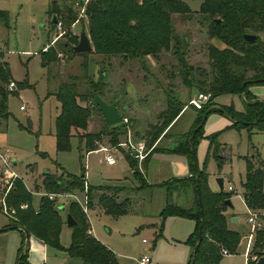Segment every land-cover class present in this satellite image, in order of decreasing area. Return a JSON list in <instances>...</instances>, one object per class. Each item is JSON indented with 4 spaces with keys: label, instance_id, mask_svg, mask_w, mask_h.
Returning a JSON list of instances; mask_svg holds the SVG:
<instances>
[{
    "label": "rangeland",
    "instance_id": "374dc122",
    "mask_svg": "<svg viewBox=\"0 0 264 264\" xmlns=\"http://www.w3.org/2000/svg\"><path fill=\"white\" fill-rule=\"evenodd\" d=\"M51 1L59 2L57 4L59 11L64 12V7L76 10L77 20L68 29L63 30L61 25L58 29L50 22L47 8ZM183 1L186 2L191 13L187 15L171 13L170 25L178 40L177 49L182 52L186 66L196 70L193 74L197 77L198 69L208 70L206 45L211 44L217 48L223 45L219 40L209 38L207 35V21L197 13L201 0ZM84 3L85 0H0V10L6 12L5 24L0 21V62L6 64L9 79L17 90L16 94H10L6 87L8 81H0V104L5 106L8 113L6 118H0V148L10 147L15 151L16 165L13 168L25 189L31 194V205L34 209L37 208L40 197H46L39 194L44 192L41 184L44 172L54 173L56 176H62L65 171L78 175L82 166L86 182L101 188L105 194L125 193L113 192L105 189L104 186L130 188L135 184L127 162L115 145L107 142V136L102 135L98 143L95 142L93 146L110 148L114 162L109 165L103 162L105 153L102 151H91L86 154L82 149L79 151L74 136L69 139L67 151L55 150L53 132L58 102L53 92L59 80L76 76L75 82L79 92H83L86 86L84 73L89 78L92 77L93 81H102L101 99L115 104L122 116L125 130H129L131 142H140L144 145V157L149 153L148 161L154 154L167 153L165 149L171 144L172 138L189 130V120L195 116L198 109L189 102L190 99L202 95L200 106L209 103L208 94H200L195 86L189 87L182 83L181 66L172 53L173 48L160 50L155 55L146 54L125 59L118 55H101L88 53L89 51L70 53L63 47L68 37L77 43L81 31L87 36L86 16L79 15ZM41 51L46 58L53 57L52 61L44 64ZM21 82L24 84L19 87L18 83ZM251 87L255 94L251 91ZM248 90L254 97L264 99V85H251ZM168 91H171V94L183 104L179 112L182 114L165 135L160 133L147 146L146 131L158 121V113L165 107ZM20 105L25 109L20 110ZM211 106L221 108L231 106L233 110L239 112L243 110L244 101L240 94H223L215 97ZM89 107L87 131L103 132L102 115L94 103H89ZM226 113V110L224 113L212 110L206 114L200 129L201 134L195 143V160L198 167L205 163L211 186H215L216 178L222 179L223 190L229 194L233 211L240 212L242 211L240 183L245 171L243 157L253 156L256 151L264 163V132L256 130L247 132L244 127H229L230 120ZM126 136L127 131L124 136H120V142L125 140ZM209 136H212L213 144L222 148L220 167L211 152L206 155ZM169 156L171 157L167 155L159 157L161 160L172 161L169 165L175 173L185 171L183 155ZM143 158L138 160L132 157L136 160V168L141 172H143ZM84 185L85 188L87 184ZM228 185L232 187L231 191L226 190ZM96 190H92L89 195L86 194L87 201L89 199L91 203L94 202L98 194ZM72 191L78 197H83L82 191ZM50 201L56 208L60 205L64 206L63 209H59L63 223L57 236L58 246L46 245L30 234L25 236L16 228L0 231V264H15L17 254L24 250L26 253L19 264H76L75 260L67 256L64 251L70 242L72 232V227L64 223L66 210L70 204L83 215L87 227L93 231L92 236L113 253L114 250L117 251L119 255L117 259L119 258L121 264H135L131 256L151 253V249L146 247L152 243L151 233L145 227L136 232L140 223L146 221V217L127 215L116 218L104 212L99 214L90 212L88 202L86 212H83L78 203L62 199ZM155 201L156 198L153 202ZM8 218L9 214L5 213L0 201V228L7 225ZM240 223L242 224V220ZM158 224L157 222V227ZM241 224L238 226L239 232L242 229ZM245 224L241 244L233 254L223 256L217 264H245L242 251L244 252L247 244L246 235L250 233L249 225ZM192 225L189 219L179 220L174 216H167L161 226L162 235L166 236L165 241L159 246L155 244L157 255L159 253L163 260H171V258L174 261H183L184 258L187 260L190 249L188 244L180 242L171 247L167 242H174L175 237L181 233L185 236L193 230ZM262 227L264 223L261 222L259 229ZM141 239H145L146 243H141ZM262 249L264 251V242Z\"/></svg>",
    "mask_w": 264,
    "mask_h": 264
},
{
    "label": "trees",
    "instance_id": "16d2710c",
    "mask_svg": "<svg viewBox=\"0 0 264 264\" xmlns=\"http://www.w3.org/2000/svg\"><path fill=\"white\" fill-rule=\"evenodd\" d=\"M58 3L49 2L47 15L50 18L54 16L56 21L60 22L61 28L66 30L77 20L76 10L64 7V12L59 11ZM83 13L86 16L87 38L91 45L88 53L118 55L125 59L146 54L155 55L160 50L173 48L172 53L181 66L182 83L189 87L195 86L200 94L209 95V103L201 105L196 110L189 130L175 135L172 138L173 142L165 149L167 153L183 155L190 174L180 178H169L157 184L165 193L164 204L157 214L159 223L157 235H160L163 220L167 216L192 219L194 228L185 239V243L191 247L186 264H217L224 256L222 250H225L226 255L233 254L242 236L237 231L227 228L224 210L225 200L229 199V194L223 189L212 191L209 188L205 163L200 167L196 165L195 143L201 134L200 129L206 114L212 110L223 113L226 110L230 120L229 127H244L247 132L251 130L264 132V99L254 97L248 90L251 85H264V0H201L197 13L207 21V35L209 38L219 40L223 47L206 45L208 70L198 69L197 77L194 76L196 70L186 66L182 52L177 49L178 40L170 25L171 13L179 15L191 13L183 0H85ZM5 18L6 12L0 10V21L3 24ZM244 33L254 35L253 41L244 40L242 37ZM75 44L76 42L68 37L63 47L70 53L76 54L72 50ZM40 55L44 64L52 61L53 57L46 58L43 51ZM100 76L102 79V72ZM83 78L86 82L83 92L77 89L76 76L59 80L53 92L58 102L53 132L55 150L67 151L69 139L74 136L77 139V149L87 153L97 148L93 144L98 143L102 135L107 136V142L115 145L127 162L135 184L130 188L119 186H104V188L113 192L125 191L126 194H134L142 188L152 187L143 176L149 153L143 158V172H141L136 168V160L118 146L120 136H124L127 131L122 124L121 115L119 123L108 126L104 122L103 132L87 131L89 103H94V95L101 98L100 90L103 82L93 81L86 73ZM10 80L6 64L0 62V81ZM23 84L24 82L18 83V86ZM9 93L16 94V90ZM235 93L243 98L242 111L237 112L231 106L223 108L211 106L215 97ZM5 94L7 95L6 92ZM182 106L183 104L171 94V91H168L165 107L158 113V121L146 131L147 146L160 133L165 135L168 132L169 125ZM7 115L5 106L0 104V118H6ZM208 140L206 155L211 152L219 165L222 161L220 147L213 144L212 136H209ZM243 159L245 171L240 183L241 198L245 207L258 213L264 223V163L256 151L253 156H244ZM62 176L43 173L41 184L44 192L83 190L82 166L78 175L63 172ZM94 189L101 188L87 185L85 193L89 195ZM3 191L4 189L1 193ZM115 195L102 192L97 197L103 212L112 217L127 213L130 207L128 196L117 199ZM179 197L182 198L181 202L176 201ZM4 202L7 209H13V213L9 216L7 225L0 228V231L16 228L46 245L58 246L57 236L63 220L59 208H56L50 200L40 197L38 206L34 209L31 205V194L20 179H14L4 195ZM87 202L89 204L90 200L88 199ZM21 204H25V207L20 208ZM66 213L74 221L71 226L70 242L64 248L67 256L79 259L80 264H117L113 253L87 233L85 218L77 208L70 204ZM263 241L264 227L254 231L249 249L250 255H255L257 258L264 255L261 251ZM25 253L26 250L17 254L15 264H19ZM246 264H255V261H248Z\"/></svg>",
    "mask_w": 264,
    "mask_h": 264
},
{
    "label": "crops",
    "instance_id": "0c3cea01",
    "mask_svg": "<svg viewBox=\"0 0 264 264\" xmlns=\"http://www.w3.org/2000/svg\"><path fill=\"white\" fill-rule=\"evenodd\" d=\"M42 48H44V45L42 46ZM250 89L253 92V90H252L253 88L251 87ZM181 114H182V112L179 113L174 118V120L169 125V129H171L173 127V125L177 122V120H178V118L180 117ZM193 118H194V116L191 118V120H189V126H190ZM172 142H173V139H172V141L170 143H172ZM221 150H222V148H220V150H219L220 154H221ZM89 152H91V151H89ZM92 152H94V150H92ZM160 155H162V157L166 156V155L168 157H171L169 155L173 156L175 154H173V153H160V154H158L157 153V154H154L152 158H150V160L148 161V164L146 166V169H145V171L143 173V176H144L145 180L147 181V183L151 184L152 187L142 188V189L138 190L134 194H126L125 191H120L121 193H125V194L119 195V193H118V194L115 195L117 199H121L124 196H128L130 198V207H129L128 212L123 214V215H120V216H118L116 218H119V217H122V216H127V215H139V216L147 218L146 221H143V222L140 223V225L136 229V232H138L141 228L145 227L149 231V233H151V242L152 243L150 245L146 246L147 248L151 249V253L150 254H147V253L143 254V255H147L148 256L151 264H186L187 260L185 258L183 259V261H180V260L174 261L173 258H171V260L170 259H164L163 260L162 259L163 257H161V255H159V253L157 255L156 249H154L155 248V244H158V246L160 244H163L162 242L165 241V237H166L165 235H162V232H160V235H157L158 234V231H157L158 227L156 226L157 222H158L157 214L160 211L161 207L163 206L164 199H165L164 189L162 187L158 186L157 184H159L160 182H162L164 180H167L169 178H180V177L188 176L190 174V171L188 169L186 160H185V167H186L185 171L180 172V173H175L172 170V168L170 167V165H169L172 161L161 160L160 159L161 157H159ZM12 165H13V167L16 165V161L15 160L12 161ZM218 166L220 167V165H218ZM129 173H131L130 168H129ZM72 175H74V174H72ZM208 175L209 174L207 172V184H208L209 188L212 191L220 190L218 188V186H217V183L215 184L214 187L210 185L209 180H208ZM83 179H84V182L88 186H91V185H89L86 182L85 177H84V173H83ZM93 187L98 188L97 186H93ZM119 187H121V186H119ZM122 188H126V187L122 186ZM222 189H223V187H222ZM226 190H227V188H226ZM231 190H232V187H231ZM231 190H229V191H231ZM241 190H242V188H241ZM241 190H240L239 196H240V200H241V203H242V211H240V212L239 211H233V206H232V204L230 202V197H229L228 200L230 202V206L226 205V209L224 210V215L226 217V226H227V228L231 229V230H234V231H237L242 236V235H244V234H242V232H244L242 230L244 228V224L246 223L245 219H246V216H247V210L248 209L245 207V205H244V203L242 201ZM96 191L98 192V194L103 192L101 189H97ZM98 194L95 197L94 202L91 203V201H90V212H94L95 214H99L100 212H103L102 208L99 206V204L97 202ZM154 198H156V200H157V201H155V203L153 202ZM176 201L181 202L182 198H180V197L176 198ZM153 203H154V205H153ZM60 206H62V209L64 208L63 205H60ZM60 206L58 207L59 209H61ZM174 217H176L179 220L189 219V218L179 217V216H174ZM241 220H242V224L240 223ZM189 221L192 222V224H193L192 227L194 228V221L192 219H189ZM64 223H65V220H64ZM239 224H241V227H242L240 232L238 231ZM88 229H89V234L92 236L93 231L91 230V228H88ZM191 232L192 231H189L185 236H184V234L181 233L182 235L179 234L178 237H175L176 240H173L174 242H172V243L167 242V244L170 245L171 247H174L176 243H180V242L185 243V239H186L187 235L189 233H191ZM37 240H39V239H37ZM142 240L143 239H141V243L145 244L146 240L144 239L145 240L144 242ZM240 244H241V242L238 245H240ZM106 248H108V247H106ZM189 248H190L189 249V253H190L191 247L189 246ZM261 251H262V253H264L263 249H261ZM111 252L113 253V251H111ZM144 252H146V251L144 250ZM242 253H243V251H242ZM113 255H114V258L116 260V263L117 264H121V261L119 260V258L117 259V257H119L117 251L114 250ZM141 255L142 254L138 253L137 255L131 256L130 258L136 264V259L139 256H141ZM71 259L75 260L76 264H80L81 263V261L79 259H77V258L71 257Z\"/></svg>",
    "mask_w": 264,
    "mask_h": 264
},
{
    "label": "built area",
    "instance_id": "2783aa9c",
    "mask_svg": "<svg viewBox=\"0 0 264 264\" xmlns=\"http://www.w3.org/2000/svg\"><path fill=\"white\" fill-rule=\"evenodd\" d=\"M80 16H85L83 13V9H81V12L79 14ZM58 29H60V22L56 21V24ZM8 91L15 90V85L12 81H9L6 85ZM202 98V95H198L197 98L190 99V103L193 104L196 108L200 107V103ZM20 110H24L25 107L23 105L19 106ZM118 146L123 147L125 151H127L131 157H134L135 159L141 160L145 153H144V145L140 142L132 143L129 137V130H127V136L126 139L122 142L118 143ZM110 148L106 146H98L94 151H102L105 153L103 155V162L105 164H112L114 162V157L110 153ZM15 151L10 147H2L0 148V185L1 190L4 189V191L1 193V205L3 206V210L5 213H8L9 216L13 213V209H7L6 204L4 202V195L6 191L11 186L14 179H20L19 175L16 173V171L13 169L12 161L14 160ZM85 183V182H84ZM83 183V186H85ZM227 190H231V186H227ZM83 197H78L73 191H57V192H43L39 193L40 195H45L48 200H68L71 202L78 203L81 207L83 212H86V193L85 188L82 190ZM20 208H24L25 204L19 205ZM246 223L249 225L250 233L246 235L247 238V244L244 249L243 255H244V261L245 264L248 261H256L257 257L255 255H250L249 253V245L252 239V235L256 229H259L260 223L262 220L259 217V214L250 210H247V216L245 219ZM87 233L89 234V229L87 228ZM243 238V236H242ZM145 241L144 239L142 240ZM222 253L226 255L225 250H222ZM136 264H151L150 260L147 255H141L136 259Z\"/></svg>",
    "mask_w": 264,
    "mask_h": 264
},
{
    "label": "water",
    "instance_id": "95a60500",
    "mask_svg": "<svg viewBox=\"0 0 264 264\" xmlns=\"http://www.w3.org/2000/svg\"><path fill=\"white\" fill-rule=\"evenodd\" d=\"M50 22L52 24H56V19L54 18V16L50 18ZM242 37L244 40L248 42H252L254 39V35L247 34V33L242 34ZM90 49H91V46H90L89 40L85 32L81 31L78 34L77 43L72 47V50L75 53H84V52L90 51ZM93 102L96 104L97 108L99 109L106 125L108 126L114 125L121 121V116L116 110V107L114 105L106 103L104 100H102L97 95L93 96ZM215 181L217 183L218 188L222 189V179L216 178ZM225 205L230 206V202L228 199L225 200ZM60 208L62 209V206H60ZM73 224H74V221L72 220L71 216L69 214H66L65 215V225L68 227H71ZM24 234L25 236H27L26 232ZM255 264H264V256L257 258V260L255 261Z\"/></svg>",
    "mask_w": 264,
    "mask_h": 264
}]
</instances>
